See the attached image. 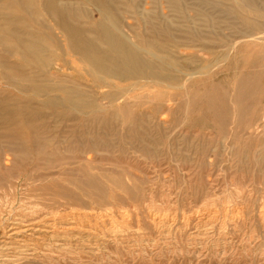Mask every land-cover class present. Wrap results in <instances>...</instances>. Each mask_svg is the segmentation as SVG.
Listing matches in <instances>:
<instances>
[{
    "label": "rangeland",
    "instance_id": "rangeland-1",
    "mask_svg": "<svg viewBox=\"0 0 264 264\" xmlns=\"http://www.w3.org/2000/svg\"><path fill=\"white\" fill-rule=\"evenodd\" d=\"M185 1L198 10L196 26L208 37L239 35L244 19L264 23V0L254 10L240 9L243 19L224 12L227 0ZM60 2L92 10L88 23L100 17L86 0ZM138 2L157 10L154 0ZM162 5L171 14L165 0ZM7 16L25 21L13 23L17 29L41 32L51 23L0 0V21ZM122 17L153 35L139 16ZM0 34V134L23 121L36 125L26 135L49 136L56 119L41 115L42 96L28 86L36 69ZM62 48L60 78L92 91L100 110L60 117V151L51 157L0 152V264H264V50L239 47L217 68L225 47H172L181 66L207 65L211 72L184 78L177 89L146 79L123 82L137 84L127 94V113L114 118L118 104L102 98L113 87L96 86L77 56ZM99 137L104 145L92 144Z\"/></svg>",
    "mask_w": 264,
    "mask_h": 264
},
{
    "label": "bare ground",
    "instance_id": "bare-ground-1",
    "mask_svg": "<svg viewBox=\"0 0 264 264\" xmlns=\"http://www.w3.org/2000/svg\"><path fill=\"white\" fill-rule=\"evenodd\" d=\"M10 1L14 8L22 12L26 11L36 17L39 22L40 16L44 14L50 18L51 23L43 24L45 30L40 32L35 29H17L13 23H24L25 21L18 16L15 18L7 16L4 18V22L0 21V33L8 34L14 42L12 50H19L24 61L36 69L31 74L34 79L32 83L29 82L28 86L35 87L37 93L42 96L39 106L41 115L44 118L50 117L56 120L51 123L49 136L37 131L26 135L24 131L30 130L36 125L29 128L23 121L10 123L14 129L0 134V152L26 155L29 152L38 151L51 157L60 151L56 145L58 142L61 143L60 117H89L90 113L100 110L97 105L99 102L92 91L82 88L72 78H60L63 46L65 53H73L77 56L81 62V69L92 77L96 86L100 88L113 87L112 90L105 91L102 98H108L111 105L118 104L117 109L111 113L114 118H118L121 112L126 111L127 113L131 105L127 94L136 88L137 84L131 83L128 84L129 87H126L122 85L123 82L146 79L154 83L155 86L165 84L168 88L177 89L185 87V83H181L182 79L185 78L189 82L196 75L211 72L212 68L209 69L210 67L208 68L207 65L194 71L181 66L179 61L183 58L177 56L172 47L177 48L190 42L197 43L201 52L212 51L216 45L225 47V53L220 56L222 61H218L216 64L217 68L221 66V62H225L231 55L237 54L239 47L259 45L260 50H264V23L256 25L248 18L243 20L246 27L239 35L222 38L219 31H214L211 35L215 36L208 37L204 32L202 33V29L196 26L195 15L198 10H195L196 7L188 6L185 0H165L171 12L168 15L163 9V0H154L157 4L155 11L140 4L138 0H124V7L119 5L121 0H86L96 8L100 16L93 23L87 21L95 16L92 10L75 8L61 3L60 0ZM204 1L211 5L217 4V0ZM227 1H230L231 5L226 6L224 12L235 14L241 19L243 16L238 11L240 9L254 10L256 2V0ZM263 10L261 9V11ZM189 11L194 13L189 14ZM123 12L139 16L142 23L147 25L146 29L150 28L153 31V35L148 37L137 32L135 25L123 24ZM202 15L209 23L208 25L216 29L215 21L212 20L214 17L205 11ZM177 18H183L188 25L185 24V21H178ZM178 23L185 25L182 26ZM184 26L190 28L182 29ZM241 85L240 82L237 90L238 97H242ZM215 105L214 108L217 107ZM224 108L222 105L221 114L224 113ZM54 116H58V119ZM69 120L75 119L70 118ZM4 123L6 124L7 120ZM100 138H92V144L104 145L102 142L106 140Z\"/></svg>",
    "mask_w": 264,
    "mask_h": 264
}]
</instances>
